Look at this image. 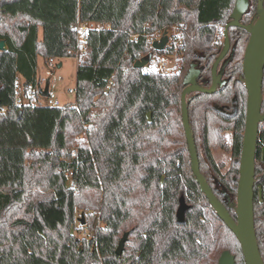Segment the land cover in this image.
<instances>
[{"label": "trees", "instance_id": "obj_1", "mask_svg": "<svg viewBox=\"0 0 264 264\" xmlns=\"http://www.w3.org/2000/svg\"><path fill=\"white\" fill-rule=\"evenodd\" d=\"M235 2L0 0V40L8 45L0 50V264H218L225 250L244 264L236 235L195 180L182 111L192 64L211 82L221 48L213 43L215 30L231 20ZM79 20L112 27L87 35L76 101L46 105L39 57L49 65L51 58L75 56L73 25ZM181 23L187 35L177 72L162 75L147 71L148 66L134 67L150 53L163 52L152 47L150 35ZM242 33L229 35L238 45L226 83L214 93L187 96L201 171L232 216L248 97ZM20 77L36 87L35 101L27 102L26 87L16 89ZM20 92L24 102L16 104ZM226 130L233 132L232 144ZM220 149L233 157L226 173L220 169L225 163L214 157ZM262 150L264 122L254 186L258 243L264 220L258 195L262 189L264 199ZM81 212L88 217L82 226Z\"/></svg>", "mask_w": 264, "mask_h": 264}, {"label": "water", "instance_id": "obj_2", "mask_svg": "<svg viewBox=\"0 0 264 264\" xmlns=\"http://www.w3.org/2000/svg\"><path fill=\"white\" fill-rule=\"evenodd\" d=\"M248 8V0H236L234 10L231 15V21L226 25L225 45L223 51L214 62L212 68L213 82L210 87L202 86L199 81L200 70L196 68V64H192L187 73L184 83L185 88L182 92V111L183 122L191 157V168L195 180L198 182L200 190L206 195L210 204L217 212L219 217L227 224V226L236 235L241 244L242 253L246 264H264L263 257L260 252L256 227H255V182H256V151L258 145V134L260 123L264 121L263 106V80H264V4L260 1L255 19L249 24H242L240 19ZM230 26H241L250 34V39L245 49L243 58V80L247 89V114L246 125L243 138V148L240 158L239 179L237 198L234 207L236 218L232 216L228 207L216 195L212 186L208 182L206 176L201 171L198 149L191 128L188 108V94L192 92L214 93L218 85L225 84L221 75L218 73V65L227 54L230 48V39L228 28ZM168 42V36L165 33L160 40L153 43L155 50L161 51L165 49ZM0 50H8L5 39L0 40ZM153 52L148 57H144L134 64L135 68L145 67L151 60ZM59 66H62L60 62ZM50 89L48 81L41 94L46 96ZM186 205H182L178 212V222L184 221V212ZM84 224L83 216L78 218ZM128 232L124 234L117 247V253L121 255L124 252L125 244L128 239ZM219 264H235V256L229 250H225L220 259Z\"/></svg>", "mask_w": 264, "mask_h": 264}, {"label": "built area", "instance_id": "obj_3", "mask_svg": "<svg viewBox=\"0 0 264 264\" xmlns=\"http://www.w3.org/2000/svg\"><path fill=\"white\" fill-rule=\"evenodd\" d=\"M110 23H99V22H92V21H78L76 24L73 25L74 30L78 34V43H77V49L75 51V56L77 57L78 63L82 59V54L86 51V38L88 33L91 30L95 29H102L107 28L111 29ZM225 32V24L224 25H218L215 30V37H214V44H220L223 41V35ZM167 34L168 36V42L165 46L164 50L160 54H153L150 62L146 65L148 68L147 71L155 70L160 72L162 75H168L173 74L177 72L179 67V49L181 44L186 39V25L185 23L181 24H174V25H166L158 30H156L152 35L149 36L150 44L153 47V43L156 40H160L164 34ZM131 38L134 40H137L139 38V34H131ZM57 58H51L49 61V65H54V62ZM15 87L17 90L27 88V94L30 96V100L28 99L27 102L35 101V93L37 91L36 87L33 84H27L24 85L20 83L19 81H16ZM70 93L77 94V90L70 89ZM22 95L18 94L15 103L21 104V102H24L22 100ZM44 104L51 105V106H59L62 105L59 98L56 96V93L51 88L48 91V94L44 96L43 100ZM3 111L6 109L3 108Z\"/></svg>", "mask_w": 264, "mask_h": 264}, {"label": "rangeland", "instance_id": "obj_4", "mask_svg": "<svg viewBox=\"0 0 264 264\" xmlns=\"http://www.w3.org/2000/svg\"><path fill=\"white\" fill-rule=\"evenodd\" d=\"M60 62L62 66H59ZM77 67L78 60L76 56L57 58L54 65H46L43 58L39 57L38 64V75L41 79L42 88L45 87L46 83L50 82V88L55 91L57 97L59 98L61 104L72 103L76 101V94L70 93L69 90L76 89L77 86ZM20 81L23 82V77H20ZM44 100V98H43ZM227 143L232 144V132L231 130L224 132ZM83 141L82 135L77 138L76 142ZM214 157L218 161L225 162V168L231 167L233 162V157L230 151L225 150H215ZM225 170V169H224ZM83 216L84 224L80 221L81 225H86L87 214L81 212L79 217ZM78 217V218H79ZM79 220V219H78Z\"/></svg>", "mask_w": 264, "mask_h": 264}, {"label": "flooded vegetation", "instance_id": "obj_5", "mask_svg": "<svg viewBox=\"0 0 264 264\" xmlns=\"http://www.w3.org/2000/svg\"><path fill=\"white\" fill-rule=\"evenodd\" d=\"M260 1L263 2L264 4V0H248V8L247 10L243 13L241 19H240V22L242 24H249L250 22H252L254 19H255V16H256V12H257V9H258V6H259V3ZM232 15V14H231ZM231 21V20H230ZM230 21H228L227 23H229ZM227 23L225 24V32H226V25ZM245 30V32L242 33L241 30ZM225 32H224V35H223V41L219 44V46L221 47L220 48V52L219 54L217 55V57L215 58L214 62L216 61V59L218 58V56L221 54V52L223 51V48H224V45H225ZM231 34H234V33H238V34H241L243 35L244 39H247V43H246V46L248 44V41L250 39V34L249 32L244 29L243 27L241 26H230L228 28V35ZM230 39V37H229ZM236 45H238L237 42H231L230 41V48L227 52V54L225 55V57L221 60V62L219 63L218 65V73L221 75V78L222 80L225 81L226 83V80H228V74H227V71L229 70V63L234 59L235 57V52H236ZM246 46H245V49H246ZM245 49H244V53H245ZM243 58H244V54H243ZM214 65V63H213ZM213 65H212V68H213ZM242 67H243V59H242ZM212 68H211V82L210 84H208V81L204 78V76L202 75V72L200 70V74H199V78H198V81L199 83L204 86V87H210L212 85V82H213V75H212ZM224 85V84H222ZM222 85H218L216 91L218 90V88ZM263 93H264V80H263ZM262 112H264V99H263V106H262ZM264 122V121H263ZM262 122V123H263ZM261 124V123H260ZM226 131H229V130H226ZM232 132V131H231ZM232 140H233V132H232ZM264 152V150H262V153ZM256 154H257V151H256ZM263 160V158H262ZM260 160V170H261V177L264 178V160L262 161ZM218 161V160H217ZM218 162H221V163H225L223 161H218ZM257 164V163H256ZM221 171L223 172H227L230 167L228 169L225 168V164L223 167L220 168ZM225 169V170H224ZM262 189H260L258 191V195H259V201L262 203L264 201L263 199V195H262ZM234 218H236V216H234ZM259 241L260 243L259 244V248H260V251H261V255L263 257V260H264V220L262 221V223H260V229H259ZM232 254V253H231ZM234 255V254H232ZM235 256V264H242L241 260H239L238 258V255H234ZM220 259V258H219ZM243 263H245V260H244V256H243ZM219 264V262H218Z\"/></svg>", "mask_w": 264, "mask_h": 264}, {"label": "crops", "instance_id": "obj_6", "mask_svg": "<svg viewBox=\"0 0 264 264\" xmlns=\"http://www.w3.org/2000/svg\"><path fill=\"white\" fill-rule=\"evenodd\" d=\"M23 80H24V79H23ZM21 83H22V84H24V81H23V82H21ZM21 90H23V88H22ZM20 95H22V94H21V92H20ZM56 96H57V94H56Z\"/></svg>", "mask_w": 264, "mask_h": 264}]
</instances>
